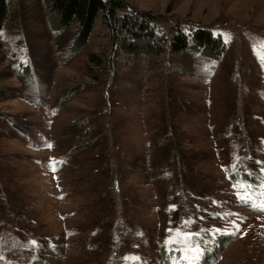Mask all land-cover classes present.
I'll return each mask as SVG.
<instances>
[{"label": "rangeland", "instance_id": "1", "mask_svg": "<svg viewBox=\"0 0 264 264\" xmlns=\"http://www.w3.org/2000/svg\"><path fill=\"white\" fill-rule=\"evenodd\" d=\"M119 1L225 54L133 56L101 17L75 54L74 27L7 0L0 264H264V211L233 187L264 203V0Z\"/></svg>", "mask_w": 264, "mask_h": 264}, {"label": "trees", "instance_id": "2", "mask_svg": "<svg viewBox=\"0 0 264 264\" xmlns=\"http://www.w3.org/2000/svg\"><path fill=\"white\" fill-rule=\"evenodd\" d=\"M40 1L51 16L50 23L54 28L59 31L75 28L73 43L75 54L87 45L98 17L103 18V22L111 30V35L122 42L120 46L122 51L133 56L150 58L167 50L170 56L187 52L196 54L206 61L217 62L226 51L221 36L214 35L205 28L195 27L185 30L175 25L171 28L172 34L166 37L164 33L160 34L157 31L155 19L149 15L136 13L120 15L118 12L122 6L119 0ZM7 17V0H0V30L3 29ZM241 126L244 127L245 124ZM229 137L235 141L240 138L230 132ZM15 226L19 229V224Z\"/></svg>", "mask_w": 264, "mask_h": 264}, {"label": "snow or ice", "instance_id": "3", "mask_svg": "<svg viewBox=\"0 0 264 264\" xmlns=\"http://www.w3.org/2000/svg\"><path fill=\"white\" fill-rule=\"evenodd\" d=\"M227 42V41H226ZM47 147H51V145H47ZM49 167L52 171H55L56 170V163L55 162H51L50 161V164H49ZM233 169H235L236 165L233 164L232 165ZM262 172H264V169H261ZM231 179V177H229ZM233 187L235 189H237V199L240 200L241 202H243L246 206H250V207H253L254 209L258 210V211H264V203H255V202H250L251 201V197H249L247 195V191L249 189H251V186H247V188H245L244 185L242 184H234ZM258 187L260 188H264V184H261L259 185ZM241 188H245V195H241L240 194V189ZM260 195L264 196V192H261ZM225 215H237V214H234V213H226ZM190 221H185V224L189 223ZM233 224H235V221H233ZM236 226V229L237 231H239V225H235ZM211 231V230H209ZM216 232H222L223 230L222 229H216L215 230ZM199 235V234H197ZM188 237L186 236L185 239H187ZM33 244V246L36 245L37 242L35 241H32L31 242ZM166 243H168V241H166ZM199 251V250H197ZM138 259V258H137Z\"/></svg>", "mask_w": 264, "mask_h": 264}]
</instances>
